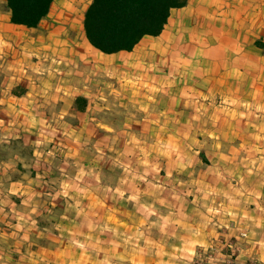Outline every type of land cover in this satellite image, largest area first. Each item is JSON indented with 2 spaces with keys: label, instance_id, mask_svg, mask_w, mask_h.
Masks as SVG:
<instances>
[{
  "label": "crops",
  "instance_id": "1",
  "mask_svg": "<svg viewBox=\"0 0 264 264\" xmlns=\"http://www.w3.org/2000/svg\"><path fill=\"white\" fill-rule=\"evenodd\" d=\"M90 2L53 0L38 26L27 27L11 22L7 0H0V191H33L38 215L46 208L52 214L60 203L69 212L60 221L64 241L80 246L77 264H191L200 247L218 238L225 240L224 255L235 252L238 264H264V0H188L171 10L159 35L111 53L123 59L118 64L129 76L116 91L120 105L134 111L140 97L141 120L150 132L152 95L134 88L132 78L150 79L152 86L154 71L167 85L175 76L178 93L190 97L182 100L177 120V166H168L164 152L160 166L143 155L136 159L146 160L144 167L125 164L117 172L106 169L104 136L96 137L91 151L90 92L59 91L54 64L36 74L41 47L67 55L71 79L74 66L89 64L83 18ZM25 67L29 80L18 76ZM168 110H161V127L168 126ZM186 142L204 144L187 153V163ZM24 200L16 203L12 222L18 236H24ZM56 239L33 252L43 261L47 255L46 264H72L61 256L74 250Z\"/></svg>",
  "mask_w": 264,
  "mask_h": 264
},
{
  "label": "rangeland",
  "instance_id": "2",
  "mask_svg": "<svg viewBox=\"0 0 264 264\" xmlns=\"http://www.w3.org/2000/svg\"><path fill=\"white\" fill-rule=\"evenodd\" d=\"M89 46V50L86 51L89 58V64L83 67L74 66L77 69V73L72 75L69 72L70 67L73 65L69 63V58L67 55H62L56 52V50L41 47L38 53L39 69L36 74L43 75L46 68H49L51 64H54V70L56 79L54 81L55 86L59 91H65L67 89H73L74 91H88L90 92V101L92 106L89 109L91 116L94 117L92 127L90 128V134L93 136L92 143H90L91 151L96 152V137L99 138L104 136V142L102 144L104 156H105V166L106 169L114 170L115 172L123 168L125 164H131V167L135 166H145V160L143 164L138 163V156H147L149 161H152L153 166H160V156L164 152H168V166L170 168H175L177 166V152L180 150L178 148V143L176 136L178 134V123L177 120L180 118V106L182 105V100L187 101L189 98L187 96H181L177 87H179L175 76H171L169 79V84L166 82L160 83L159 72L154 71V79L152 86H147L150 82L144 78H132L134 88H139L144 93L152 95V102L154 104L153 116H152V127L151 132L149 126L143 125V112L140 111V97H137L138 102L134 107V111H127L120 105L124 100L120 99V95L116 92L120 88H123L126 83V77H129L124 71L125 68L119 66V62L123 59L116 54L106 55L95 50L93 47ZM127 59V58H125ZM56 68V69H55ZM28 67L23 68L18 76L21 79L29 80V72H27ZM127 71V70H126ZM158 79V81H157ZM36 85L44 87L46 83L44 81H37ZM141 87V88H140ZM147 88V89H145ZM144 101L149 102L150 99L141 97ZM192 100H198L199 98H191ZM220 100L217 98V101ZM142 101V105H144ZM200 101H203L201 99ZM101 102L99 107L101 110L97 111L96 104ZM104 106V107H103ZM169 108L165 116L168 119V126L163 125L161 127V110ZM179 112V113H178ZM248 112L253 113L255 116L263 112L248 109ZM247 112V113H248ZM166 113V112H165ZM48 115V113H45ZM220 115V112H217ZM98 116V117H97ZM46 118V117H45ZM98 118L99 120H97ZM132 118V122L130 119ZM104 123L103 128H97L96 123ZM158 123V124H156ZM142 124V125H141ZM165 124V123H164ZM203 134L207 128L202 126ZM192 127H188V136L193 135ZM48 134V131L46 132ZM264 132L261 131V134ZM168 135L169 138L166 141L161 140V135ZM202 134V137H203ZM147 135V136H146ZM150 135V136H148ZM101 136V137H100ZM131 138L134 140H129L126 142L125 139ZM100 144V142H99ZM194 147L193 143L186 142L185 144V154L186 163L188 161V152L193 150L202 149L204 144L199 143L194 148L189 149L188 147ZM203 150V149H202ZM60 155H58L59 157ZM158 157V159H156ZM190 157V156H189ZM192 161V159H190ZM189 160V161H190ZM157 162V163H155ZM204 166L208 165V162L203 161ZM92 163V162H90ZM158 164V165H156ZM149 164L146 165V167ZM264 166V162L262 164ZM107 177V175H106ZM109 180L111 181L110 177ZM63 189H58V198L63 197ZM0 191V264H43L47 259L40 260L41 256L34 253V248L38 245H47L48 241L54 242L53 238H57V245H68V248L73 249V254L62 255V259H66L68 263L77 264L80 261V246L76 244L75 247H71L70 242H65L62 234H65V229L63 224H60L62 216L64 214L69 215V212L65 211L60 203L55 207L52 214H49L48 209L44 213L38 215L32 209H34V204L38 199V195H34L33 191L26 193L24 196H18L17 194L5 193ZM159 193V192H156ZM108 194V193H107ZM112 194L109 193V196ZM65 197V196H64ZM22 198H25L24 202H21L23 206L24 214L26 217V222L24 225V236L20 234L17 235L18 229L12 225V222H16V203L20 202ZM156 198H160L156 196ZM13 202V204H12ZM10 203L12 204L13 211L9 210ZM9 204V205H7ZM3 208V209H2ZM22 211V210H21ZM75 214V212H73ZM10 223H6V221ZM36 221L41 225L36 228ZM13 223V224H14ZM65 243V244H64ZM224 243L221 238L211 245L216 246L217 250L213 255L212 260L205 264H238V255L235 252H231L229 255H224ZM223 244V245H222ZM70 245V246H69ZM207 247V246H206ZM203 248V247H202ZM223 248V249H222ZM201 247L197 250L200 251ZM196 253L191 261L194 264ZM78 260V261H77ZM40 262V263H38ZM46 264V263H45ZM253 264H257L254 262Z\"/></svg>",
  "mask_w": 264,
  "mask_h": 264
},
{
  "label": "trees",
  "instance_id": "3",
  "mask_svg": "<svg viewBox=\"0 0 264 264\" xmlns=\"http://www.w3.org/2000/svg\"><path fill=\"white\" fill-rule=\"evenodd\" d=\"M53 0H7L11 22L36 27ZM188 0H91L84 13V34L94 48L111 54L131 51L145 35H159L173 8Z\"/></svg>",
  "mask_w": 264,
  "mask_h": 264
},
{
  "label": "built area",
  "instance_id": "4",
  "mask_svg": "<svg viewBox=\"0 0 264 264\" xmlns=\"http://www.w3.org/2000/svg\"><path fill=\"white\" fill-rule=\"evenodd\" d=\"M216 250V246L213 245L201 248L200 251L196 252L194 264H205L207 260L209 262L210 260H212Z\"/></svg>",
  "mask_w": 264,
  "mask_h": 264
}]
</instances>
